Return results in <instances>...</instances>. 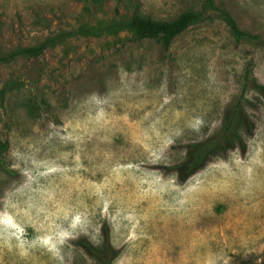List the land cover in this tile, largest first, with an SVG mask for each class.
I'll use <instances>...</instances> for the list:
<instances>
[{
    "label": "rangeland",
    "instance_id": "374dc122",
    "mask_svg": "<svg viewBox=\"0 0 264 264\" xmlns=\"http://www.w3.org/2000/svg\"><path fill=\"white\" fill-rule=\"evenodd\" d=\"M264 35V0H212ZM201 20L169 48L154 38L70 37L0 63V264H264V40L237 42L209 0H0V54L137 10ZM13 86L12 90H8ZM20 87V88H17ZM2 93H5L2 95ZM241 102L253 129L186 180L187 145Z\"/></svg>",
    "mask_w": 264,
    "mask_h": 264
},
{
    "label": "trees",
    "instance_id": "16d2710c",
    "mask_svg": "<svg viewBox=\"0 0 264 264\" xmlns=\"http://www.w3.org/2000/svg\"><path fill=\"white\" fill-rule=\"evenodd\" d=\"M210 5L217 9L230 28L232 36L237 42L252 39L256 42L264 40V35L251 33L239 25L236 17L226 8L218 7L212 0ZM203 16L202 11L188 9L170 21L156 20L150 16H144L137 10L132 13L117 15L111 20L96 19L83 22L77 29L61 31L35 45L17 46L7 53L0 54V63L12 61L18 57L37 58L48 48L63 44L70 37L91 36L100 38L104 35H112L122 38L124 32L131 33L138 39L154 38L162 42L164 50H169L173 40L189 26L199 22ZM246 88H253L264 94V85L253 76L252 67L249 66L246 73ZM20 88V87H17ZM9 86L8 90H12ZM5 93H2V95ZM251 131L253 125L251 119L241 102L230 105L223 117V122L217 134L206 139L193 141L187 145L186 157L172 167L178 173L180 180H186L190 175L200 169L209 158L223 150L235 147L241 143L242 129ZM8 147L7 143L0 142V167L11 174L12 169L4 164L3 154ZM104 241L101 246H95L86 238L78 240V244L96 260L97 264H113L119 251L113 246L110 239V230L107 225L103 228ZM243 264H250L243 262Z\"/></svg>",
    "mask_w": 264,
    "mask_h": 264
}]
</instances>
